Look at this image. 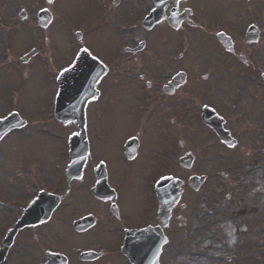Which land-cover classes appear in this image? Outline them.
Returning <instances> with one entry per match:
<instances>
[{
	"label": "flooded vegetation",
	"instance_id": "1",
	"mask_svg": "<svg viewBox=\"0 0 264 264\" xmlns=\"http://www.w3.org/2000/svg\"><path fill=\"white\" fill-rule=\"evenodd\" d=\"M62 1L53 0L52 3H47L45 0H0V118L17 111L27 119L26 126L7 133L3 137L4 142L13 135L22 134L21 131L31 126V130H36L33 113L17 102L20 95L25 96L28 91L26 85L29 84L30 75L40 84L43 81L51 82L52 85L54 83V95L57 92L54 81L60 74L62 57L67 54L61 46V34L68 24L63 21L62 13L65 9ZM79 1L84 2L85 9L79 7ZM222 1L225 4L228 0ZM252 1L258 0H239V3H231L230 9L219 5L213 17L207 18L204 14L197 17L192 5L185 4L186 0H179L170 13V6L169 9H163L164 20L145 30L141 23L152 6L151 0H72L71 25L76 27V31H80V37L79 40L71 42V61L84 48L108 67V74L102 76L95 85L98 94L86 104V109H90L96 119L102 120L105 125L104 139L110 134L108 123L114 115L131 114L128 117L131 119L132 114L138 113L139 108L144 111V119L150 117L151 127L142 126L140 122L139 127H136V124L128 122L118 147L114 149L112 160L110 154L109 157L104 155L102 161L107 182L114 189V196L98 200L87 189L86 199L81 203L84 210L73 213V216L78 213L92 216L94 224L91 228L75 231L69 218L65 220L64 226L68 228L69 233L66 234L71 240H66L52 228L53 225L47 226L53 220L51 219L48 223L19 231L16 238V245H19L13 249L15 253H80L77 249L82 246L101 255L80 263L110 264L119 261L121 264H129L118 254L123 253L121 246L124 232L157 225L158 202L154 184L161 177L173 175L175 157L178 158L177 146L182 147L187 143L190 128L197 131L198 139L202 143L206 141V134L203 133L205 131L208 132L209 139L219 141L202 122L205 108L222 115L224 127H229L230 135L236 141L231 147L235 153L247 150L248 155L251 152L244 147L245 142L250 139V133L243 129H249L251 117H255L257 122H262L264 117V83L261 80L264 72V0H259L260 3L257 4L251 3ZM190 8L192 11L189 14L187 11ZM42 11H48L49 18H43L40 23L39 13ZM81 16L85 18L82 19ZM190 28L214 35L224 32L231 38L227 48L218 41L212 47L207 45L203 53L204 63L199 72H190L188 69ZM249 28H253L251 33H247ZM158 35L162 36L159 41ZM143 37L145 41H142ZM141 42L144 45L139 46ZM138 46L141 48L134 51ZM5 47L9 49L7 55L3 54ZM32 47L41 49V52L38 51L27 59L22 58L26 49ZM39 54L46 59L49 69L37 59ZM111 64L116 67L109 69ZM213 64L216 69V64H220L223 72L215 73ZM237 65L239 69L232 73L229 67L234 68ZM111 72L115 74L108 77ZM228 76L238 82L240 87L247 89L223 90L217 80L222 77L226 81ZM113 85H117L120 92L113 97L114 104L110 105L109 89ZM13 93L19 95L16 100ZM227 109L232 111V117H226ZM25 111L27 113L23 114ZM189 120L192 125L197 124L198 128L190 125ZM129 137H136L138 140L136 154L131 157L124 151V142ZM187 151L189 150L181 154ZM220 155L214 154L211 159L215 160ZM202 156L203 152L199 155L194 152L192 165L197 159L202 161ZM94 167L90 169L91 173ZM139 171L144 173V180L138 175ZM181 171L189 174L191 168ZM111 177L117 179L112 180ZM138 186L143 195H137ZM234 192L238 191L232 189L231 194ZM10 193L14 194L16 191L5 192L2 196L11 199L12 197H7ZM139 197L141 199L138 203ZM127 198L130 201L136 200L139 206L136 207L135 203L129 207L127 213H123L120 205ZM88 199L91 205H88ZM229 202L234 203L237 208L243 205V199L232 202L230 198ZM68 207L71 205L61 209L60 214L69 216V210L73 207ZM186 209L184 204L176 205L172 209L169 222L163 228L169 242L174 231L173 219L181 220V217H174V213L178 214L179 210L183 213ZM57 211L58 209L55 215ZM252 212V209L247 210L246 205H243L242 210L234 212V215L243 217ZM98 229H102V236L98 234ZM91 233L95 237L91 241H84L83 237ZM62 242L69 245L71 250L66 247L63 249ZM66 257L68 264H71L70 256Z\"/></svg>",
	"mask_w": 264,
	"mask_h": 264
},
{
	"label": "rangeland",
	"instance_id": "2",
	"mask_svg": "<svg viewBox=\"0 0 264 264\" xmlns=\"http://www.w3.org/2000/svg\"><path fill=\"white\" fill-rule=\"evenodd\" d=\"M195 1V2H194ZM219 2H222V0H218ZM239 3V0H235V2ZM254 4L260 3V1L251 2ZM185 4L192 5L194 8V11L197 12V17L199 14H213L216 10V0H186ZM230 4V3H229ZM251 9H253L251 7ZM256 9V7L254 8ZM217 11V10H216ZM64 15L66 13L64 12ZM207 16V15H206ZM190 32V59L193 62L198 63V60L200 62L201 60V48L203 46L202 40L211 41L208 35L201 34L200 32L196 30L188 29ZM264 42V39L262 40ZM61 46L64 47V37H62ZM143 63V62H141ZM190 67V65H188ZM33 77L31 78L29 82V91L25 93V96H21V100L19 103H22V106L24 105V108H26L27 111L32 112L33 115L35 113H38V97L42 94L44 96H47L48 94L53 91V87L50 85L47 86L46 90H42V88H38L35 86V81H33ZM220 80V78H219ZM33 84V85H32ZM120 92V89L117 85H113L109 89L110 97H114L115 95H118ZM36 101V103L34 102ZM44 104V102L42 103ZM114 104V103H113ZM112 105V104H110ZM42 106V105H41ZM40 107V106H39ZM27 113L26 111L23 112V114ZM137 115L141 120L143 119L144 111L139 108L138 113H134ZM89 116V115H88ZM124 117V118H123ZM101 118V117H99ZM126 115L124 116V113L114 115L113 118H111L109 124L108 131L110 132L109 136H107L105 139H103V131L105 128V125L102 123L101 120H97V125L92 129V127L89 126V141L91 142V148L89 152V163L88 165L92 166V164L97 160L96 156L104 157L111 155L110 159L112 160V154L114 153V149L118 147L121 136L123 133V130H126L128 127V124L125 122ZM255 118V117H253ZM95 120L90 117V122H94ZM135 121V120H134ZM133 121V122H134ZM146 121H151L150 117L146 119ZM145 121L143 120L142 124ZM190 125H192V121L189 120ZM95 123V122H94ZM134 124V123H133ZM67 128L60 129V133H62V140L58 141L56 139H51L48 137V135H43L42 132H38V130H32L33 132L27 133V135L19 134V135H13L11 139L7 140L6 142L2 143L0 146V200H6V197L2 198L1 195L8 191H16V193L8 194L7 197H12L14 200L10 202L11 208L3 206L0 203V228L5 223H7L11 218H13L18 211L14 209L17 206L23 205L27 200L34 194V191L38 188H46L50 189L52 188L56 183L53 182L54 178H60L61 184H64V174L63 169L65 167V163L68 162L67 160V154H66V147H65V139L74 131V126L67 124L65 125ZM198 128L197 124L192 125ZM97 127V129H96ZM91 128V129H90ZM31 131V127L29 129ZM96 132H100V138L97 140L98 137L95 135ZM258 134H257V133ZM256 132H253L252 139L250 140L253 144L254 151L253 154L250 157H246L245 159H241L240 157H235L236 162H234V159L230 158L233 163H236V167H233L232 164H219V157H217L215 160H212L209 158V156H212L216 153H214L215 150V141L212 139H209L206 137V141L203 143L201 140L198 139L197 131L193 128H190L189 137L187 143H185L184 146L178 147L177 146V153L181 155V152H184L185 150H191L196 152V154L199 155L201 153V150L203 151L202 161H197L194 164L193 170L195 172H201L204 170L212 171L218 168L225 169L226 176L223 178H217L219 181H213L214 178H211V181L204 186L202 189H200V193L197 192L194 196L189 197V192H186V195L184 197L185 203H187L188 208L185 213L186 217L189 219L192 218L194 213L199 207V204H203L201 201L200 196H203V194H206L207 191L213 192L214 189L220 188L224 189L225 193L223 194H215L211 197L210 201H220L223 204L222 212L218 214L217 218L214 219L211 223L207 222L205 223L208 228L211 230L208 232H204L203 235L208 238L209 240H213L216 247L215 257H211L215 259L217 256H226L230 258L229 264H239V259H237L238 256L243 255L249 256V259H246L248 261L245 262V264H264V186L261 187V183H264V160H261L263 162L259 161L260 164V175H257V178H253L252 181L249 180V175L243 178H240L238 176V170L239 168H244L249 165V163L252 160H255L256 158H262L264 157V147L255 149V145L258 142H262L263 136L260 129L256 130ZM204 134H207L206 132H203ZM91 135L95 137V139L92 140ZM158 143V142H156ZM248 143V142H247ZM93 144V145H92ZM144 152V151H143ZM244 152L241 151L239 154H243ZM31 155V158H28V156ZM60 156L59 158L55 159L54 157ZM64 155V156H63ZM227 154H225L226 157ZM54 158V159H53ZM176 158V157H175ZM61 159L62 162H64V165L62 166L61 172L57 175V173L54 172L53 167L54 161H59ZM22 163H24L22 165ZM6 165L8 169L13 167L15 165V168L12 170L6 169ZM21 165V166H20ZM258 166V165H257ZM181 169L179 167H176L173 170L174 174L179 176L186 177L188 173L186 172H180ZM16 172V173H15ZM15 173V174H14ZM190 173V172H189ZM5 175V176H4ZM88 175V174H87ZM138 175L142 180H144V173L139 171ZM254 177V176H253ZM112 180H116L117 178L111 177ZM115 178V179H114ZM88 179H91V175L87 176V178H83L81 181L78 182H71L68 186L74 187L77 184H81L84 187L86 186ZM8 180L10 183H8ZM241 181V184H235L237 181ZM254 180V182H253ZM77 183V184H76ZM35 184L33 187L32 185ZM238 185L240 188L237 189L238 192L232 193V195L229 193L231 191L230 186ZM216 185V186H215ZM260 188L261 196L259 197L258 194V188ZM62 189H66L64 185H62ZM84 190L83 188H81ZM140 188L137 187V195H143L142 192H139ZM124 193L126 191L122 189ZM67 195V194H66ZM80 195L85 200L86 193L83 191H80ZM126 195V194H124ZM231 195V201L237 202L239 199H243V205H246L247 210H250V207H256V212L249 213L248 215H245L243 217H236L233 218L230 216L233 212H238L242 210L243 205H241L240 208H237L235 204L230 203V199H226V196ZM130 195L128 196V198ZM125 199L122 201V204L120 205L121 210L123 213H127L129 210V207L136 205V207L139 206L140 197L138 203L135 201H130L129 199ZM197 199V202L195 201ZM226 199V200H225ZM250 199L254 200V204H250L253 206L248 205ZM198 205L196 206V204ZM138 204V205H137ZM88 205H91V201L88 199ZM134 207V208H136ZM75 209H78V204H76ZM230 212V214H229ZM178 214H182V212L179 210L177 211ZM73 217V214H70L69 216L67 214L62 215L58 214L56 217V220H59L57 223L55 222L52 226L56 231L59 233H63V237L66 240H71L69 235L66 233H69V230L67 227L64 226L65 220ZM204 221H201L204 223ZM189 222H191L189 220ZM188 222V223H189ZM226 223V224H225ZM237 223L236 225H234ZM178 222L174 221V232L172 233V243L171 246L169 245L167 249V257L166 259L170 261H167L165 259L164 264H178L180 260L181 255H185L184 252H187L191 249L190 245L193 242L197 241L198 235L193 234V237L191 235H188L187 228L184 229V227L179 228L177 225ZM234 225V229L242 230V233L240 236H236L233 241H231L229 244H227V240L229 238L228 233L224 232V227ZM185 234L182 236L181 234ZM200 232H203L204 229H200ZM233 231V230H232ZM98 234L100 236L103 235L102 229H98ZM94 236V234L87 235L83 237L84 241H91V238ZM95 237V236H94ZM178 237H180L178 239ZM22 238V237H21ZM20 238V239H21ZM74 238V237H73ZM227 239V240H226ZM207 239H205L202 243H205ZM226 240V241H225ZM64 245V243L62 242ZM59 246V244H57ZM67 250H71V247L69 245H64L62 248H65ZM245 250H248L247 253H244ZM258 251V253L256 252ZM262 251V252H260ZM70 255L71 264H81L78 261H76V258L73 257V253H68ZM188 253H186L187 255ZM43 254L37 253L36 255L34 253H12L9 257L8 264H37L40 260H42ZM187 259V257H186ZM84 264H92V263H84ZM100 264V263H97ZM191 264H226L221 259L218 261L215 259V262L210 261H194Z\"/></svg>",
	"mask_w": 264,
	"mask_h": 264
},
{
	"label": "water",
	"instance_id": "3",
	"mask_svg": "<svg viewBox=\"0 0 264 264\" xmlns=\"http://www.w3.org/2000/svg\"><path fill=\"white\" fill-rule=\"evenodd\" d=\"M76 116H75V114L73 113V112H68V113H62V120H64V121H67V120H70V119H72V118H75ZM79 119H80V117H78ZM81 126H82V123H81ZM81 141V143H83V141H84V134H83V130H82V132L80 133V137L79 138H76V136H74V137H72L71 139H70V141H69V146H70V153H73V154H76V151H75V147L74 146H77V145H79V143H78V141ZM84 148V147H83ZM84 153H85V149H83V155H84ZM70 169V168H69ZM176 185H178V184H176ZM176 197H177V195L175 194L174 195V199H176ZM164 211V207H162V212ZM43 217H46V216H43ZM36 219H40V217L38 216V217H36ZM30 220V219H29ZM25 223H27V222H25ZM28 223H30V222H28ZM22 225V224H21Z\"/></svg>",
	"mask_w": 264,
	"mask_h": 264
},
{
	"label": "snow or ice",
	"instance_id": "4",
	"mask_svg": "<svg viewBox=\"0 0 264 264\" xmlns=\"http://www.w3.org/2000/svg\"><path fill=\"white\" fill-rule=\"evenodd\" d=\"M53 2V0H48V3H52ZM83 51H85V52H87L88 51V49H84ZM95 59V58H94ZM70 69H68V68H65L64 69V72H68Z\"/></svg>",
	"mask_w": 264,
	"mask_h": 264
},
{
	"label": "bare ground",
	"instance_id": "5",
	"mask_svg": "<svg viewBox=\"0 0 264 264\" xmlns=\"http://www.w3.org/2000/svg\"><path fill=\"white\" fill-rule=\"evenodd\" d=\"M258 190H260V187L258 188ZM227 233H231V231H227ZM230 239H232V236H231V235H229V238H228V240H227V244H229Z\"/></svg>",
	"mask_w": 264,
	"mask_h": 264
}]
</instances>
